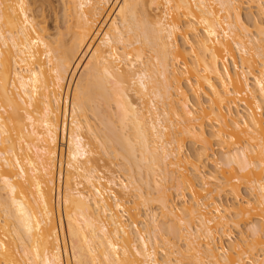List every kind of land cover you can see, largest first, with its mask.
<instances>
[{"label": "bare ground", "instance_id": "obj_1", "mask_svg": "<svg viewBox=\"0 0 264 264\" xmlns=\"http://www.w3.org/2000/svg\"><path fill=\"white\" fill-rule=\"evenodd\" d=\"M45 6L0 0V264L264 261V0Z\"/></svg>", "mask_w": 264, "mask_h": 264}, {"label": "rangeland", "instance_id": "obj_2", "mask_svg": "<svg viewBox=\"0 0 264 264\" xmlns=\"http://www.w3.org/2000/svg\"><path fill=\"white\" fill-rule=\"evenodd\" d=\"M41 0H38V2H40ZM115 1V0H114ZM120 1V0H119ZM64 3H65V0H64ZM49 4H50V9H49V12H48V7H46L45 6V11H44V13H46L45 15H46V21H47V25L49 26V28H50V32L51 33H55L56 32V30L58 31H62V32H65L66 30H64L65 29V26H67L68 24H69V22H68V19H70V17H68L69 15V13H67L66 11H64L63 9H64V6H62V4H63V0H49ZM110 7V6H109ZM109 7H107V9L109 10ZM152 8V10L154 9V6H152L151 7ZM106 9V11L108 12V10ZM151 9H150V11H152ZM149 11V12H150ZM156 10H154V13H150V14H157V12H155ZM107 12H105V13H107ZM104 13V17L106 16V14ZM246 11H243V19H245L246 18ZM68 15V16H67ZM154 16V15H153ZM104 17H103V19H102V21L104 20ZM66 21L68 22V23H66ZM80 72V71H79ZM78 76H79V73L77 74H75V76L73 77V80L71 81V83L69 84V89L67 90V87L65 88V90H67L66 91V93L68 94V98H70V96H71V91H72V88L74 87V81H76L77 80V78H78ZM76 79V80H75ZM64 97V96H63ZM135 100V99H134ZM89 116H91V114H89ZM95 123H96V121H94ZM94 123V124H95ZM97 124V123H96ZM60 144V148L62 147L63 149L65 148L66 149V146H65V141L63 142V143H59ZM219 152L220 151H216V153L217 154H219ZM106 158V157H105ZM104 158V156L102 157V159H103V161L104 162H102V160L100 161V163H98L100 166H101V172H102V174L103 175H106V174H108L107 173V171L106 170H104L103 168H102V166L103 165H106V164H104L105 162H106V159ZM102 162V163H101ZM98 165V167L100 168V166ZM105 167V166H104ZM212 166L210 165V167L209 168H211ZM106 168L108 169V170H110V171H112V169L113 170H115L116 171V168L115 167H111L110 169L106 166ZM105 168V169H106ZM140 184H142L141 182H140ZM143 185V189H144V191L145 190H147V189H145L144 188V184H142ZM141 185V186H142ZM243 189V188H242ZM241 189V190H242ZM245 191H247L246 189H243L242 190V192L244 193V194H246V192ZM172 193H173V191H172ZM174 194V193H173ZM172 196H175V195H172ZM153 210H156V209H153ZM158 211L156 210V212L155 213H157ZM156 215H159V217H158V219H160L161 217V214H159V213H157ZM255 223V220H254V222H253V224ZM251 225L252 224H250V225H248V227H251ZM247 227V228H248ZM246 227H245V229H247ZM237 229H235V230H233L232 232H233V238H237V236H238V234H239V231H236ZM232 238V239H233ZM234 240V239H233ZM180 243V244H179ZM178 243V245L179 246H183V243L182 242H179ZM160 244V243H159ZM161 245V244H160ZM161 249V248H160ZM159 249V250H160ZM159 254V255H158ZM161 257V253L160 252H158L157 253V257ZM158 257V258H159Z\"/></svg>", "mask_w": 264, "mask_h": 264}, {"label": "snow or ice", "instance_id": "obj_3", "mask_svg": "<svg viewBox=\"0 0 264 264\" xmlns=\"http://www.w3.org/2000/svg\"><path fill=\"white\" fill-rule=\"evenodd\" d=\"M262 238H264V234H262ZM239 242L242 243V244L244 243V241H242V240L239 241ZM250 264H253V262H250ZM259 264H264V261L259 262Z\"/></svg>", "mask_w": 264, "mask_h": 264}]
</instances>
